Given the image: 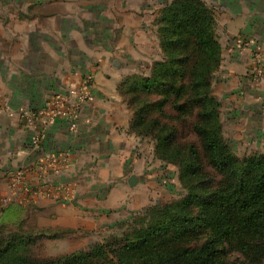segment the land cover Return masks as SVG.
<instances>
[{
    "label": "crops",
    "instance_id": "obj_1",
    "mask_svg": "<svg viewBox=\"0 0 264 264\" xmlns=\"http://www.w3.org/2000/svg\"><path fill=\"white\" fill-rule=\"evenodd\" d=\"M148 2L0 0V223L66 231L57 239L64 245L68 236L112 226L151 190L154 142L131 130L133 110L120 89L126 77L148 73L161 58L147 26L157 14L148 18ZM217 2L222 60L213 86H220L229 113L252 116L242 125L247 133L264 134V94L247 75L253 51L264 55V0ZM88 76L93 84L76 128L63 119L45 124L41 115L36 126L43 135L33 148L34 127L20 112L41 110ZM48 155L56 162H47ZM18 171L22 179L11 186Z\"/></svg>",
    "mask_w": 264,
    "mask_h": 264
},
{
    "label": "trees",
    "instance_id": "obj_2",
    "mask_svg": "<svg viewBox=\"0 0 264 264\" xmlns=\"http://www.w3.org/2000/svg\"><path fill=\"white\" fill-rule=\"evenodd\" d=\"M155 23L162 58L148 73L126 77L120 89L133 110L131 130L154 142L155 157L179 166L185 194L119 222V233L51 260L25 253L29 236L0 234V264H246L227 259L230 250L262 262L264 152L238 157L222 135L220 103L211 91L222 60L217 18L201 0H170ZM188 118L199 147L178 141L176 123ZM203 156L219 182L202 171ZM194 229L208 233L196 242Z\"/></svg>",
    "mask_w": 264,
    "mask_h": 264
},
{
    "label": "rangeland",
    "instance_id": "obj_3",
    "mask_svg": "<svg viewBox=\"0 0 264 264\" xmlns=\"http://www.w3.org/2000/svg\"><path fill=\"white\" fill-rule=\"evenodd\" d=\"M167 1L168 0H149L148 2V7L150 8V10H148L147 12V14H150L148 18H153L151 17V15H153L154 12L157 13L154 21L153 22L148 21L147 24V26H149L152 30L154 29V32H156L157 30V25L155 23L156 18L159 15L160 9L163 7L162 5H164ZM201 1L204 2L208 7H210L214 15L217 16L216 12L219 10V8H217L218 7L217 0H201ZM215 2L217 5L215 4ZM158 8L160 9L158 10ZM216 33H217V25H216ZM155 34L158 40L157 32ZM158 48H160L159 40H158ZM161 58H162V52H161ZM213 80L211 84V91L213 96L220 103L219 112H220V120L222 124V135L227 141V143L230 145V147L232 148L233 152L238 157H244L254 152H264V134L263 133L261 134L259 132L260 130L258 131V129L252 127H251L252 129L254 130L256 129V132L252 133L251 131H249V133H247V127H242L244 122L251 120L250 118L252 116L251 117L248 116L247 119L245 117L239 118V116H237L236 114L229 113L228 109H226L227 106L223 108L222 99L221 97H219L221 93L219 88L220 86L216 84L217 82L213 86ZM152 98H154V96H152ZM165 112L166 114H174L173 110L169 106L165 107ZM162 120L168 121L167 119H164V117H162ZM190 120H193V118H188L186 122L181 121L176 123L179 130L178 141L181 143L191 141L199 147L200 141L196 133L192 132L190 129L189 126ZM254 126L256 127L257 125ZM148 139L151 140L150 138ZM155 158L157 160H152V161H150V159L148 160L149 163L148 170L152 171L150 177L151 185H152L151 190L149 192H144L142 194V197L141 196L139 197L138 199L140 201L139 205H137L132 209L126 210L124 213L122 212L121 215L122 217H120L119 220L116 221L112 226H107L99 230H95L88 235L87 233L84 232L81 233L80 235H77V237L68 236L66 237L65 241L64 240L62 241V244L64 245H59L57 243L58 237L57 238L53 237L52 234H46L43 233L42 231L36 233L32 231L26 232L23 231L21 223H13L6 219H4V221L2 220L1 221L2 223H0V234L2 237L3 236L7 237V235H9L10 233L18 234V235L23 234L29 236L30 242L26 247L25 253L30 257H32L33 259L51 260L59 257L60 255L66 254V253L60 254L61 250L70 253L78 249L87 247L90 243H93L95 241H101L110 234L119 233L120 228L117 226L119 222L130 218L132 215L144 211L145 209H147L152 205H161L179 199L186 192V189L184 188V186L182 185L179 179V166L174 163L164 162L157 157ZM200 162L202 164V171H204L206 175L211 176L214 182H219L222 179V176L208 164V162L206 161V157L203 156ZM3 210L4 207H0V211ZM207 233L208 230L206 229H194L190 235H193L194 239L197 238L198 241L196 242H199L206 237ZM227 259L236 263H239L240 261H245L246 264H264V258L262 259L261 263L251 262L239 250L228 251Z\"/></svg>",
    "mask_w": 264,
    "mask_h": 264
},
{
    "label": "built area",
    "instance_id": "obj_4",
    "mask_svg": "<svg viewBox=\"0 0 264 264\" xmlns=\"http://www.w3.org/2000/svg\"><path fill=\"white\" fill-rule=\"evenodd\" d=\"M252 54L254 65L247 72V75L252 86L264 94V55L258 51H253ZM92 84V78L90 76L85 77L79 86L71 85L64 93L53 96L52 100L41 110L33 111L25 109L20 112V116L24 122L34 127L30 139L33 148L38 149L40 147V140L43 135V128L36 126V121L41 115H46L45 124L55 119H63L68 122L71 129L76 128L82 104L89 98V88ZM46 161L54 163L56 162V158L48 155ZM21 179V171L16 172L11 186L18 184Z\"/></svg>",
    "mask_w": 264,
    "mask_h": 264
},
{
    "label": "water",
    "instance_id": "obj_5",
    "mask_svg": "<svg viewBox=\"0 0 264 264\" xmlns=\"http://www.w3.org/2000/svg\"><path fill=\"white\" fill-rule=\"evenodd\" d=\"M129 184L133 185L136 182L135 176H130L128 179Z\"/></svg>",
    "mask_w": 264,
    "mask_h": 264
}]
</instances>
